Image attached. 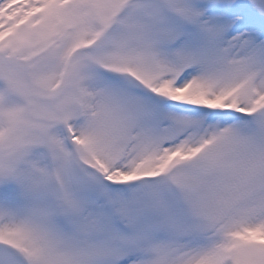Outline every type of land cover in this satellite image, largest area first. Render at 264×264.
Instances as JSON below:
<instances>
[{
	"label": "snow or ice",
	"instance_id": "obj_1",
	"mask_svg": "<svg viewBox=\"0 0 264 264\" xmlns=\"http://www.w3.org/2000/svg\"><path fill=\"white\" fill-rule=\"evenodd\" d=\"M0 264H264V0H0Z\"/></svg>",
	"mask_w": 264,
	"mask_h": 264
}]
</instances>
